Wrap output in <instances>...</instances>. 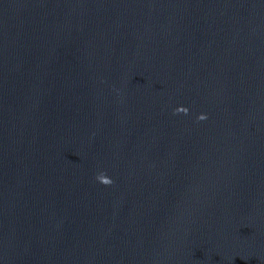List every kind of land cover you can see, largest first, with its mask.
<instances>
[{"label":"water","instance_id":"95a60500","mask_svg":"<svg viewBox=\"0 0 264 264\" xmlns=\"http://www.w3.org/2000/svg\"><path fill=\"white\" fill-rule=\"evenodd\" d=\"M0 264H264V0H0Z\"/></svg>","mask_w":264,"mask_h":264}]
</instances>
